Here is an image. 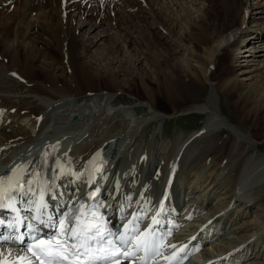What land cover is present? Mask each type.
Listing matches in <instances>:
<instances>
[{"label":"bare ground","instance_id":"obj_1","mask_svg":"<svg viewBox=\"0 0 264 264\" xmlns=\"http://www.w3.org/2000/svg\"><path fill=\"white\" fill-rule=\"evenodd\" d=\"M19 1L0 0V176H12L14 181L22 177L27 195L31 184L42 186L47 181L48 199L55 207L61 205V211L83 194L90 160L102 150L107 161L101 192L113 223L121 217L150 219L156 210L157 219L172 233L170 243H187L183 250L204 249L194 258L211 259L214 264H247L258 258L261 261L255 264H264V152H260L264 71L255 68L246 97L235 94L238 97L230 99L240 115L237 122L224 115L221 107L220 112L215 101L216 85H227L228 92L238 88L237 75L231 74L229 66L238 60L246 35L253 29L254 35L264 38V19L247 16L250 0L242 2L236 13L225 11L222 4L229 8L227 0H221L222 4L187 0L193 16L180 0H172L176 13L161 6L160 0H101L112 11L118 5L130 21L133 16L130 27L113 13L102 34L109 39L103 46L109 53L131 48L142 54L139 61L150 67L156 82L153 87L137 69L140 91L131 85L133 76L121 61L103 59L102 66L99 58L84 57L99 40L97 33L94 37L87 33L97 23L86 29L83 22L73 25L79 3L88 0H53L37 11L29 6L32 0ZM221 15L226 27L217 26ZM158 17L182 30V41L191 44L186 66L178 61L180 42L172 38L173 29L158 26ZM148 21L152 23L145 25ZM228 22L234 27L229 28ZM131 28L154 39L156 60L135 41ZM44 30L54 37L52 41L42 37ZM82 31L87 36L79 38ZM222 58L226 67L219 81L215 67ZM124 91L141 98L154 112L163 113L157 107L158 97L166 101L167 115L202 110L204 125L185 140L176 133L163 141L154 135L158 130L146 139L153 119L131 120L115 108L113 94ZM218 126L232 131L222 145L212 135ZM57 131L64 135L56 137ZM40 139L47 140L32 146ZM240 176L245 180L238 182ZM259 178L261 183L253 188ZM240 183L246 196L240 192ZM219 256L221 262H217Z\"/></svg>","mask_w":264,"mask_h":264},{"label":"rangeland","instance_id":"obj_2","mask_svg":"<svg viewBox=\"0 0 264 264\" xmlns=\"http://www.w3.org/2000/svg\"><path fill=\"white\" fill-rule=\"evenodd\" d=\"M52 1L53 0H42V1L32 0V1H29V6L37 11V8L41 7L40 5L42 4L48 5V3ZM75 1L79 2V0H75ZM244 1L245 0H227V3L230 9L226 5L222 4L221 0H215V3L220 2L223 6H225L226 7L225 11L227 13L229 12L236 13V11L241 6L240 4ZM13 2L15 4L20 3L19 0H13ZM180 2L182 3L183 8L186 9V12H188L191 15V12H192V10H190L191 6H189V3H186L187 0H180ZM155 3H158V1H155ZM159 3L161 6H163L167 10L172 9L174 13H176L172 0H160ZM247 4H250L248 6L249 14H247V16L254 17L255 19H260V18L264 19V0H250L247 2ZM78 7H79V10H78L79 12H77L76 10L74 14L73 25H77V24L81 25V22H83L85 24L84 28L86 29L91 24H96V23L98 24V26L96 25L93 28H90L87 33H88V36H92V37H94V35L97 33L99 40H97L96 43H94L90 47L87 53L84 54V57L89 60H94L96 58H99L98 60L100 64H102V66L104 65L103 59L114 58L113 60L115 61H119V62L121 61L125 65L127 71H129V74L133 76L131 80V85L136 86L138 91H140L139 86L141 85L139 82V78L137 77V74H136L137 69H138V72L141 73L142 78L145 80L147 78L150 84L154 87L155 82H156V77L151 73L149 66H146L144 62L139 61L141 60V58L139 59L138 57H140L142 54H140L138 50L136 51L131 48H128L129 49L128 52L130 53L128 56H127L128 52L124 53L123 52L124 50L119 51L117 49L116 52L114 51L113 53L111 52L109 53L107 50H104L105 47L103 45L106 41L109 40L105 35H102L104 34L106 30H108L106 29L108 27L106 26V21L111 19L113 13H117L121 16L122 20L126 23V25L128 26L131 25L130 27H132L134 23L133 16L131 17V21H130L129 18H126L127 16H125V14L123 13V10L120 11V8L118 7V5L115 6V8L112 11V9L109 8L101 0H88L86 2H80ZM220 10H222V7H220ZM128 12H130V10H128ZM161 16H164V15L162 14ZM217 18H219L217 19L218 20L217 26L220 25V26L226 27V22L223 18V15L218 16ZM149 23H152V22L148 21L145 25H148ZM156 23H158V26L162 27L164 30L169 31L170 29H173V32H170L172 38L180 42L179 43L180 46L177 48L178 55H179L178 57L180 58L178 61L179 62L181 61L180 63L186 66V58H188V55H189L188 54L189 51H187V48L188 47L191 48V44L189 42L182 41L181 39L182 30L176 28L175 26H172V27L169 26V23L163 17L161 18L158 17ZM156 23H154L153 25L156 26ZM227 25L229 26V28L234 27V24H232L231 22H228ZM131 31H132L135 41L140 45V47H143L144 49L146 48L147 50L145 52L147 51L151 52L153 54V57L155 56L157 57V54H158L156 52L157 44L155 43L154 39L142 30L138 33L136 32V30H134V28H131ZM42 34H43L42 37H49V38H46L47 40H49V42L53 40L52 38H54L51 34H49V32L47 33L46 30L42 31ZM82 36H87L85 35L84 31L80 32L79 38H81ZM246 36H247L246 37L247 40L244 41V43L240 44L242 46L241 48L238 49V51L239 50L241 51L237 53L239 55V56L237 55V57H239L237 58L238 60L235 59V61L232 62L229 66L232 69L231 74L237 75L236 77L239 82L238 88H236L237 89L236 92H228L227 90H225V88H227V85L224 87H220V85H216L217 93L215 95V101H216L218 110L221 112L220 110V107H221L222 113L226 115L231 121H234V122H237L239 120L240 115L232 109V106L230 105V101H231L230 99L233 98L235 94L240 95L242 97H246L245 92L249 88L250 78L253 74H256L255 73L256 71H254L255 68H259L262 71H264V66H261L264 63V38L263 36L258 37L256 36V34L254 35L253 29ZM108 37L110 39L112 38L110 35ZM179 38L181 39V41ZM260 39H262L263 42L259 41ZM42 41H43V38H42ZM54 42L55 40L52 42V44ZM246 52H249L251 55L244 56L243 53H246ZM156 57H155V60H156ZM100 58L102 61L100 60ZM136 58L138 59L136 60ZM224 62L225 60L222 58L220 61H218V64L215 67L216 68L215 78L217 79L221 77L220 73L224 71L226 67V63ZM215 81L217 82V84H219V81L221 80L219 78V81L218 80H215ZM126 87H129V86H126ZM209 89L210 87H208V89H206L205 92H208ZM237 95L235 96V98L238 97ZM113 98L116 99L114 101L116 104L115 108L120 109L121 110L120 112L123 115H125L127 118H130L131 120H142V121L153 119L152 124L147 128L146 139L150 138L151 132L158 130L159 132H154V135L157 137H159L160 135L163 141L171 140L174 134L176 135V133L177 134L181 133L183 139L185 140L191 133L195 132V134L197 135L198 134L197 130L201 129V127L204 125V122H205L204 112L202 110L199 111V109H189V110H185L182 112H178L177 114H174V115L165 114L166 113L165 111H167L168 108H167L166 101L161 97L157 98V107L163 113L154 112L148 103H146L145 101H142L141 98H139L138 96L136 97L134 94L132 93L130 94L129 92H125V91L118 92L116 94H113ZM249 99H251V97H249L248 100ZM75 114L77 115V117L79 116L77 113ZM24 122L25 121H21L20 123L24 124ZM74 122H75V119H72V123ZM250 128H253L252 125L250 126ZM60 130H64V129H60ZM231 132H232L231 130L223 126H218L217 128H215L214 133H212V135L216 137L217 143L219 145H222L223 143L227 141ZM56 133H58L56 134V137L57 135L58 137L60 135L61 136L64 135L62 131H57ZM201 137L205 140V142H207V138L205 136L202 135ZM46 140L47 139H40L39 141L37 140L33 143L32 146H38L42 144L43 142H45ZM11 141L14 144H17L16 139L11 138ZM262 142L263 143L261 145L262 147L261 149L263 150H260V152L263 153L264 152V139L262 140ZM32 149L35 150V148H32ZM255 151L256 149L252 147V153H254ZM245 178L246 177L242 178L240 176L238 179V182H240L241 180H245ZM246 181H248V178L246 179ZM260 183H261V180L259 178L256 184L253 186V188H257ZM240 192L245 193L244 196H246V192H244V189L241 183H240ZM236 214H238V212H236L235 215ZM239 214H242V213L239 211ZM249 214L250 213L245 214L247 219H251L249 217ZM260 261L261 260H258V258H254V259L249 260L247 264L248 263L255 264ZM230 263L238 264V262H233V263L229 262V264Z\"/></svg>","mask_w":264,"mask_h":264},{"label":"snow or ice","instance_id":"obj_3","mask_svg":"<svg viewBox=\"0 0 264 264\" xmlns=\"http://www.w3.org/2000/svg\"><path fill=\"white\" fill-rule=\"evenodd\" d=\"M21 179L22 177H18L14 181L12 176H0V208H12L15 211L14 193H19L21 196L27 195ZM27 183L30 185L32 181L29 180ZM28 191H31V188ZM40 207L47 208V205L41 204ZM37 212L39 213V207ZM34 219H39V215ZM73 220L76 223L70 227L69 225ZM2 223L3 221H0V224ZM40 223L55 229V232L47 239L37 240L34 237L35 242L26 249L27 252H32V255L36 256L40 264H77L81 258H84L87 264H112V261L119 256L129 258L135 255V252L128 251L131 241L124 233L117 238L119 241L117 244L116 241L106 238L114 236L115 233L111 231L105 233L102 227L81 221L80 217H74L71 213L66 214V219L60 218L56 221H53L52 216H48L47 221L40 220ZM157 223L159 221L154 217L153 224ZM32 230L35 231V229ZM125 232H127V226H125ZM2 239L7 241L10 237H3ZM93 244L99 247L94 248ZM140 246L141 240L137 237L136 251L140 250ZM121 248H124L123 252H121ZM144 250L145 253L149 251L147 244H145ZM181 250L183 251V249ZM93 253L100 254L94 255ZM0 255L3 254L0 253ZM17 259L24 261L28 258L21 256ZM0 264H7V262L0 261ZM28 264H32L31 260H28Z\"/></svg>","mask_w":264,"mask_h":264}]
</instances>
